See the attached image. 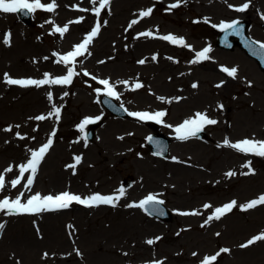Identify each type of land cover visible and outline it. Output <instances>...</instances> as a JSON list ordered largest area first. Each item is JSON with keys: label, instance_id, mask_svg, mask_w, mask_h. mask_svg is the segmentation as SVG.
<instances>
[{"label": "rangeland", "instance_id": "1", "mask_svg": "<svg viewBox=\"0 0 264 264\" xmlns=\"http://www.w3.org/2000/svg\"><path fill=\"white\" fill-rule=\"evenodd\" d=\"M175 2L110 0L97 18L92 9L98 3L57 0L55 13H32L31 26H26L17 13L0 12V174L5 176L0 199H14L23 192L26 200L35 193L65 190L82 197L110 195L121 187L126 193L114 207L84 209L71 205L35 217L0 212V224L4 225L0 230V264H151L154 260L200 264L205 256L215 255L222 248L230 251L220 253L215 264H264V240L240 247L264 233V205L248 210L239 207L264 195V157L223 145L225 138L231 142L264 140V72L240 48L220 49L217 39L221 30L212 27L221 22L246 21L251 26L249 36L264 43V0H182L179 7L169 10ZM246 2L249 7L244 12L229 7ZM75 4L89 11L72 10L70 6ZM149 7L153 13L139 19V12ZM81 16L83 21L69 24L63 37L50 34L53 25L46 21L63 26ZM98 19L101 31L89 46L91 55L77 59L75 70L79 74L72 86L22 87L5 82V73L14 79H43L45 73L66 75L71 65L57 63L58 57L52 53L62 55L73 50ZM133 19L139 22L129 28ZM146 31H152L153 36L138 35ZM9 32L10 44H5ZM169 34L183 37L191 48L160 38ZM206 46L212 49L210 59L192 63L195 53ZM141 59L145 64L138 63ZM222 67H236V78L228 76ZM84 70L114 84L128 80L129 85H144L132 90L116 84L121 94L116 100L128 111H166L161 131L175 138L168 158L151 153L148 121L120 119L102 107L103 94L98 95L95 89L103 91V86L88 80L91 76H84ZM53 104L61 108L59 121L54 116L44 121L34 119L48 115ZM196 112H204L218 123L204 128L205 138L177 139L175 126ZM97 116L102 125L89 143L84 137L87 125L83 131L79 126L85 118ZM9 127L12 131L5 130ZM17 132L25 138L17 137ZM50 137L52 147L31 189L24 187L29 173L12 188L11 180L19 176L18 166ZM75 156H81L82 161L74 174L67 165L74 163ZM246 164L250 167H244ZM10 165L12 172H6ZM228 171L236 175L228 177ZM149 194H159L158 199L176 213L172 222L158 221L141 208L127 206ZM232 200L237 201L232 212L204 224L216 207ZM205 204L212 208L205 209ZM194 210L201 214H180ZM149 239L154 243H146Z\"/></svg>", "mask_w": 264, "mask_h": 264}, {"label": "snow or ice", "instance_id": "2", "mask_svg": "<svg viewBox=\"0 0 264 264\" xmlns=\"http://www.w3.org/2000/svg\"><path fill=\"white\" fill-rule=\"evenodd\" d=\"M93 5H96L98 3L97 7H94L92 11L94 12V15L99 18L101 15L102 10L108 8L110 5V0H91ZM182 0H176L175 3H172L169 5V10L175 9L180 6ZM59 7V4L57 3V0H49V2L45 3L42 2V0H0V12L2 13H19V12H25L27 14H31L36 12L37 10H43L49 13H55L57 8ZM72 10L79 11V12H88L89 9L80 7L79 4L71 5L70 6ZM230 8H233L235 11L244 12L248 7L249 3H243L240 6H233L229 5ZM153 13V8L149 7L146 10H142L139 12L138 16L139 19H143L146 17H149ZM264 18V17H262ZM84 17L81 16L77 18L76 20L69 21L63 26L55 25L54 20L46 21V23L52 24L53 28L51 30L50 34H59L61 37H63L68 31H69V24L72 23H81L83 21ZM139 19H133L129 23V28H131L133 25L137 24L139 22ZM104 24L107 23V21L103 22ZM239 21H232L230 23L221 22L219 25H212V27H219L221 31H224L226 34H239L240 29L238 28ZM101 22L98 19L95 26L92 27L91 31L86 34V36L83 38L81 43H78L73 46V50L68 51L66 54H59L56 52H53L52 55L58 57L57 63L64 64V65H71V67L67 68V74L52 77L50 74L45 73L43 79H14L11 78L7 73L4 74L5 82L9 85H19L22 87H29V86H36L40 87L43 85H70L73 82V78L78 75L79 73L75 70V65L77 62V59L79 57H84L86 54L91 55L89 51V46L92 44L93 40L99 35L101 31ZM231 29L232 31L229 32L228 30ZM139 36H147L152 37L153 32L152 31H146L141 32L138 34ZM161 39H164L166 41L171 42L172 44L180 45L185 48H191V45L187 44L183 37H177L175 35L169 34L164 35L160 37ZM11 40V33H6L4 37L5 44H10ZM255 44L259 45V50L261 54H264V43L255 41L253 42ZM212 51L210 46L204 47L201 51H198L195 53V59L192 61V63H199L201 61L209 60V53ZM156 56L154 55L152 57L153 60H156ZM44 59H48L45 57ZM145 59H141L138 61L139 64L143 65L145 64ZM103 63V61H101ZM223 72L227 73L228 76L232 78H236L238 69L236 67H222L221 69ZM84 76H91V79L94 81H97L100 85L103 86V91L100 88H96L95 92L99 95L102 94L107 97H112L117 100L120 99V93L116 90V84H123L126 87H131L132 90L140 89L144 87V85L140 82H134L132 85H129L128 80H121L116 82V84L111 83L109 79H98L96 76L91 75L87 70L83 71ZM193 88L197 87L196 84L192 85ZM218 87L220 85H217ZM65 96L68 95L67 92L64 93ZM48 99L49 101H52L53 94L51 92L48 93ZM161 101H165L164 97H158ZM179 99V98H175ZM167 102V101H166ZM123 108V105L120 106ZM220 107H223L222 105ZM127 114L131 117H135L138 120L141 121H155L157 123H162L163 117L166 115V111H128L127 109H124ZM61 115V108L56 107L55 104L52 106V111L48 113V115H38L34 119L37 121H44L46 119H49L50 117L54 116L57 121H59ZM101 117L97 116L95 118L87 117L84 119V121L80 124V129L83 131L84 127L88 124L94 123L98 120H100ZM218 121L215 119L210 118L206 113L204 112H196L194 114V117L185 119L182 123L175 126L174 131L176 133L177 139L184 141L188 140L193 137H197L199 133H201L205 126L207 125H215ZM168 127H172V125H167ZM16 127H19L17 125ZM6 131H12V128L9 127L5 129ZM17 137L20 139H24V136H21L19 132L16 133ZM55 135V132L52 133V136ZM151 139V137H149ZM53 139L50 137L46 143H44L38 150H31L30 158L27 160L26 163H22L18 166L19 168V176L15 179L11 180V187L16 188L18 185L21 184V180L24 177L25 173H29L27 176L26 184H24L25 189L30 190L32 185L34 184L35 177L37 175L39 166L41 165L42 161L44 160L46 154L48 153L49 149L52 147ZM223 145L230 147L232 149L237 150L240 153L243 154H252L259 157H264V140H257L252 138H245L242 140H239L237 142H231L228 138H225L223 141ZM159 154V153H157ZM172 159L175 161L177 160L176 157H172ZM82 161L81 156H75L74 157V163L67 165V167H70L74 170L75 174V168L77 165H79ZM244 167H250V164L244 165ZM13 168L10 165L7 169H5L6 172H12ZM244 175H247L249 173H243ZM236 173L234 171H228L226 173V176L232 177L235 176ZM5 189V176L3 174H0V190ZM125 189L121 187L117 190L115 194L110 195H103L100 193H93L86 196H81L78 194H74L70 191H62L58 194H47L42 195L41 193H35L33 195H30L27 197V199H24V193L21 192L18 194L14 199L11 198H3L0 199V212H4L6 215H20V214H39L43 212H50V211H58L62 209H67L71 206L73 202L84 205L86 207H94L99 205H111L116 206V203L118 200L125 196ZM159 194H149L144 199L140 200L138 203L133 202L128 204V207H137L144 209L145 211L151 210V212L156 213L158 215H164V212L161 208L157 207L158 205L164 204V201L161 199H158ZM257 205H264V195H261L257 199H253L246 204L240 205L239 207L241 210H248L256 207ZM205 209L212 208L211 204H205L203 206ZM235 207H237V201L232 200L229 203L224 204L221 207H216L212 215L208 216L207 219L204 221V224H208L210 221L213 220H219L221 217H223L226 213L231 212ZM181 215H200L201 213L198 211H191V212H182ZM204 225H202L203 227ZM4 228L3 224H0V230ZM219 235V233H217ZM156 239H159L157 237ZM264 240V233H261L259 235H256L249 239L246 243L241 244L240 247L246 248L257 241ZM149 245L154 243V240L149 239L146 241ZM230 250L228 248H222L219 252H217L215 255H209L205 256L200 264H215L217 261L218 256L220 253H227ZM77 254L79 255V252L77 250ZM45 257H47V253L44 254ZM126 255V253H125ZM197 255L196 253H193V256ZM151 264H164L163 260H154L151 262Z\"/></svg>", "mask_w": 264, "mask_h": 264}, {"label": "water", "instance_id": "3", "mask_svg": "<svg viewBox=\"0 0 264 264\" xmlns=\"http://www.w3.org/2000/svg\"><path fill=\"white\" fill-rule=\"evenodd\" d=\"M22 19H23L26 23H30V21H31V17H30L29 14L22 16ZM245 25H246V26H245V32H247V30H248V28H249V25L246 24V23H245ZM231 35H232V34H231ZM251 42H252V41H251ZM252 43H253V42H252ZM253 44H255V43H253ZM219 45H220L222 48H229V49L233 50L235 44H234V43L229 44V43H227V42L224 43V42L220 41V42H219ZM255 45H256V44H255ZM263 57H264V56H263ZM257 59H258V61L260 62L261 67L264 69V59H261V58H257ZM103 103H104V105H105L106 107H113V106H115V107H114V111L112 110V112H113L114 114L117 112L116 114H117L119 117H122V118H126V117H127L125 110H123L120 106H116V104H115L112 100L110 101L109 99L104 98V99H103ZM90 126H91V128H90L89 133H88V138H89L90 140H92V139L94 138V129L98 126V124L93 123V124H91ZM153 129H154L155 131H158V126H155V125H154V126H153ZM153 139H155L156 141L159 140V141L163 142V147L161 148V150H158V149L153 145L152 140H150V147H151V149L153 150V152H154L156 155H159V156H162V157L167 156L168 153H169L170 139L166 138L165 136H163V135H161V134H155V135L153 136ZM157 153H159V154H157ZM157 207H159V208H161V209L163 210L164 215H158V214H156V213H153V212H151L150 209H149V211H150L152 214L157 215V217H159L160 219H162V220H164V221H168V220L171 219V216H170V214L168 213V210L164 207L163 204H162V205H158Z\"/></svg>", "mask_w": 264, "mask_h": 264}, {"label": "bare ground", "instance_id": "4", "mask_svg": "<svg viewBox=\"0 0 264 264\" xmlns=\"http://www.w3.org/2000/svg\"><path fill=\"white\" fill-rule=\"evenodd\" d=\"M250 34H253V33H250ZM232 211H233V210H232ZM232 211H231V212H232Z\"/></svg>", "mask_w": 264, "mask_h": 264}]
</instances>
